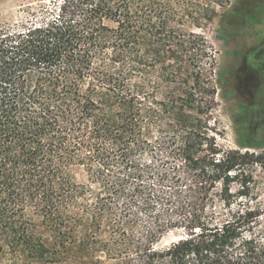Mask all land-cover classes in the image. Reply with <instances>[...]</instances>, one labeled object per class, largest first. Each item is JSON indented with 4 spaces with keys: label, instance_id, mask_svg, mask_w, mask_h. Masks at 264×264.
Returning <instances> with one entry per match:
<instances>
[{
    "label": "trees",
    "instance_id": "trees-1",
    "mask_svg": "<svg viewBox=\"0 0 264 264\" xmlns=\"http://www.w3.org/2000/svg\"><path fill=\"white\" fill-rule=\"evenodd\" d=\"M185 2L49 0L0 25V254L26 264H264L262 209L240 201L246 167L261 158L218 144L209 119L218 91L204 67L215 55L187 31L199 19ZM156 133L183 170L170 194L145 185ZM159 205L177 219L153 216ZM169 230L182 237L157 249Z\"/></svg>",
    "mask_w": 264,
    "mask_h": 264
},
{
    "label": "rangeland",
    "instance_id": "rangeland-1",
    "mask_svg": "<svg viewBox=\"0 0 264 264\" xmlns=\"http://www.w3.org/2000/svg\"><path fill=\"white\" fill-rule=\"evenodd\" d=\"M210 1L215 0H186L185 9L198 12L195 16L199 19V24L190 23L186 25V29L203 36L213 47L215 64L211 65L207 60L204 67L206 71H212L218 91L215 109L209 119L212 127L216 129V139L222 151L248 152L261 158L259 162L246 167L247 172L252 175L248 182L250 193L247 199L240 198V201L250 204L252 208L261 207L260 230L264 232V0H246L242 5V0H228L229 2L222 4ZM48 3L49 0H0V25H10L24 17L28 8ZM208 5L216 13L212 20L201 15ZM235 9L239 13L236 12L237 15L231 17ZM158 135L156 133L153 139L156 154L150 153L144 157L145 166L142 170H145V185L170 194L174 187L171 179L182 175L183 170L176 168L180 162L168 157L160 140L156 138ZM147 167L153 169L154 175L147 173ZM160 173L167 174L169 179L160 183L163 177H158ZM77 178L80 183H88L84 172H79ZM242 181L243 178L240 177L232 184L233 195H238L243 189ZM216 191H222L221 184ZM173 208L174 206L164 208L159 205L153 216L165 221L177 219L172 212ZM141 218L142 221L151 222L145 212L141 213ZM38 223L40 229L47 233L41 227L40 220ZM105 231L100 233V240H107L108 233ZM182 233V230H169L161 237L156 248L169 247L180 240ZM77 237L81 239L82 236L77 234ZM0 262L26 264L27 258L5 248L0 254Z\"/></svg>",
    "mask_w": 264,
    "mask_h": 264
}]
</instances>
